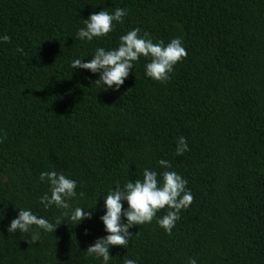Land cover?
I'll use <instances>...</instances> for the list:
<instances>
[{"label": "trees", "instance_id": "trees-1", "mask_svg": "<svg viewBox=\"0 0 264 264\" xmlns=\"http://www.w3.org/2000/svg\"><path fill=\"white\" fill-rule=\"evenodd\" d=\"M127 16L106 37L75 39L101 9ZM133 28L153 42L180 37L187 57L167 83L141 57L118 91L71 61L115 48ZM0 264H101L87 247L104 236L103 195L117 181L162 172L166 159L193 195L172 233L133 226L110 264H264V0H0ZM22 49V52L17 49ZM180 136L189 151L176 152ZM77 181L69 200L92 211L74 225L40 197L39 174ZM126 206V205H125ZM19 208L58 226L8 233ZM167 209L157 212V217Z\"/></svg>", "mask_w": 264, "mask_h": 264}, {"label": "clouds", "instance_id": "clouds-1", "mask_svg": "<svg viewBox=\"0 0 264 264\" xmlns=\"http://www.w3.org/2000/svg\"><path fill=\"white\" fill-rule=\"evenodd\" d=\"M127 16L123 8H116L109 12L101 9L92 12L83 19V27L75 33V39L91 42L96 38L106 37L113 31L114 25L122 24ZM140 28H133L119 37V44L115 48L97 47L90 59L76 58L71 61V67L76 70H87L97 75L95 83L103 88L118 91L134 72V66L141 57L146 59L144 75L152 80L167 83L177 63L187 57V51L180 37L173 38L167 44L164 41L153 42L147 33L140 35ZM8 34L0 35V43L9 42ZM22 52V49H17ZM187 138L180 136L176 142V152L184 154L189 151ZM158 164L162 172L145 168L142 177L128 180L123 186L115 183L109 188L107 195H103V214L99 219L107 233L97 237L87 247V255L101 260V264H110L112 246L127 247L132 233L129 231L134 225L151 223L154 218L160 228L171 234L176 222L180 219L182 210L187 209L193 201L191 190L187 188L188 181L178 172L172 171L171 163L160 159ZM41 182H45L49 191L40 197V203L45 209L56 206L63 212L64 221H71L74 225L85 219H91L93 212L85 208H71L69 200L77 196V181L67 177L63 172L46 170L39 174ZM126 205V206H125ZM167 209L166 214L157 217V212ZM58 226L61 222H57ZM35 229L32 242L39 241L40 231L55 232L57 225L44 217H38L30 209L19 208L18 215L7 225L8 233H27ZM124 264H136L133 259H125ZM188 264H198L196 258H190Z\"/></svg>", "mask_w": 264, "mask_h": 264}]
</instances>
